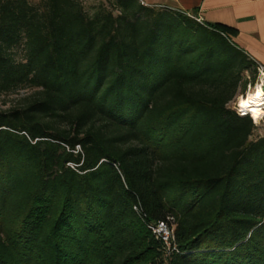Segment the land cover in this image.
I'll return each instance as SVG.
<instances>
[{"label":"trees","instance_id":"16d2710c","mask_svg":"<svg viewBox=\"0 0 264 264\" xmlns=\"http://www.w3.org/2000/svg\"><path fill=\"white\" fill-rule=\"evenodd\" d=\"M235 34L139 0H0V95L32 90L0 108V264H264Z\"/></svg>","mask_w":264,"mask_h":264},{"label":"crops","instance_id":"0c3cea01","mask_svg":"<svg viewBox=\"0 0 264 264\" xmlns=\"http://www.w3.org/2000/svg\"><path fill=\"white\" fill-rule=\"evenodd\" d=\"M149 6L193 14L200 22L236 31L232 41L264 65V0H141Z\"/></svg>","mask_w":264,"mask_h":264},{"label":"rangeland","instance_id":"374dc122","mask_svg":"<svg viewBox=\"0 0 264 264\" xmlns=\"http://www.w3.org/2000/svg\"><path fill=\"white\" fill-rule=\"evenodd\" d=\"M33 1H35V0H33ZM139 1L144 5H148L144 1H141V0H139ZM82 2L88 11H92L96 5H98L102 2H104L105 4H109V0H82ZM246 80H248V81L245 84V87L242 84L238 89V95L234 98V100H232L229 103V106L232 109H234L235 106H238L237 102H238V99L240 97L246 95V93L249 90L253 89L255 87V85L257 83H259V76H258L256 69H255L254 80H253V75L252 74L250 75L248 73L246 74ZM31 94H32V90H30V89H22V90H19L18 92L2 94V95H0V108L8 109V108L20 106L21 104H23L27 100V98ZM244 114H246V113H244ZM250 115L253 118L254 123L258 126L257 130L253 134V137L255 138L259 135H263L264 134V114H261L259 117H256V115H253V114H250Z\"/></svg>","mask_w":264,"mask_h":264},{"label":"built area","instance_id":"2783aa9c","mask_svg":"<svg viewBox=\"0 0 264 264\" xmlns=\"http://www.w3.org/2000/svg\"><path fill=\"white\" fill-rule=\"evenodd\" d=\"M247 56L255 64V69H256L258 76H259V83H260V85H263L264 65H262L261 63H259L258 61H256L252 57H250L248 54H247ZM233 110H235L241 116L246 115L242 111H240L238 106H235ZM249 116H251V115L249 114ZM135 209H137V208L135 207ZM149 228L152 231L154 237L157 240L162 242V244L164 245V249L167 252V254L172 253V252H177V246H176L175 241H174V233H173V228H174L173 217L168 216L164 220H159L155 223H152L149 225Z\"/></svg>","mask_w":264,"mask_h":264},{"label":"bare ground","instance_id":"6f19581e","mask_svg":"<svg viewBox=\"0 0 264 264\" xmlns=\"http://www.w3.org/2000/svg\"><path fill=\"white\" fill-rule=\"evenodd\" d=\"M259 93V94H258ZM238 108L244 113H249L259 117L264 114V87L257 83L246 95L238 99Z\"/></svg>","mask_w":264,"mask_h":264},{"label":"water","instance_id":"95a60500","mask_svg":"<svg viewBox=\"0 0 264 264\" xmlns=\"http://www.w3.org/2000/svg\"><path fill=\"white\" fill-rule=\"evenodd\" d=\"M263 87H264V79H263Z\"/></svg>","mask_w":264,"mask_h":264},{"label":"snow or ice","instance_id":"6c2138e0","mask_svg":"<svg viewBox=\"0 0 264 264\" xmlns=\"http://www.w3.org/2000/svg\"><path fill=\"white\" fill-rule=\"evenodd\" d=\"M259 94V93H258Z\"/></svg>","mask_w":264,"mask_h":264}]
</instances>
